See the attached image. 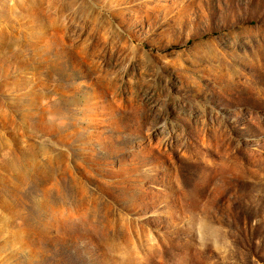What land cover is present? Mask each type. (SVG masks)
<instances>
[{
	"label": "rangeland",
	"instance_id": "rangeland-1",
	"mask_svg": "<svg viewBox=\"0 0 264 264\" xmlns=\"http://www.w3.org/2000/svg\"><path fill=\"white\" fill-rule=\"evenodd\" d=\"M0 264H264V0H0Z\"/></svg>",
	"mask_w": 264,
	"mask_h": 264
}]
</instances>
